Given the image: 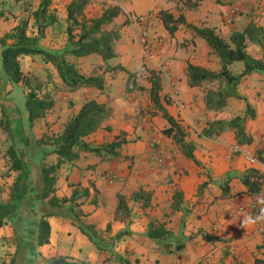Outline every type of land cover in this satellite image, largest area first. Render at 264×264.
<instances>
[{"label":"crops","instance_id":"1","mask_svg":"<svg viewBox=\"0 0 264 264\" xmlns=\"http://www.w3.org/2000/svg\"><path fill=\"white\" fill-rule=\"evenodd\" d=\"M99 1L89 0L85 8L87 17H99L109 6L104 7V4H98ZM259 1L236 0L232 4L233 0H223L218 6L214 0H204L201 6L188 10L186 15L190 23L214 27L228 39L234 30H243L252 21L264 27V7L257 8ZM41 2L32 0L28 5L25 0H0V11L4 13L0 16V37L11 31L22 17L36 11ZM71 2L52 0L44 22L46 25L41 29L39 23H34L35 19L31 18L29 34L40 37L41 47L52 51L68 48L67 18ZM262 2L264 4V0ZM88 7L91 12H88ZM235 7L241 9L235 12ZM165 9L176 13L174 5ZM124 11L129 23L124 24L127 19L123 21L121 14L109 23L110 27H120L113 57L104 59L98 53L67 55L82 74L103 77L104 83L100 88L82 86L71 90L54 64L44 61L41 55H22L27 57L23 70L26 73L33 71L42 80H47L49 85L44 91L55 99V106L47 115L33 125L29 124V128L26 127V118L20 117L17 111L24 107L16 103L20 90H16L15 84L21 86L23 83L13 84L0 59V92L6 97L4 107L12 128L11 136L0 127V172L7 168L13 173L12 177L17 172L16 181L0 175V239L5 236L7 243H16V225H21L18 220L28 194L34 200L31 216L17 231H21L24 237L22 245L29 248L31 257L16 264H47L55 257H65L77 264H114L119 262L114 261L118 258L121 264H196L202 259L210 260L225 249L226 252L232 250L246 264H259L256 260L264 261V232L259 230L251 206L263 198L264 184L259 193L251 194L243 175L250 170L264 174V71L245 75L237 89L255 112V117L246 122L251 142L238 143L233 129H226L213 137L206 136L203 130L210 122L224 117L207 108L206 93L209 89H204L205 82L191 86L187 68L189 63H193L218 72L222 63L210 53L213 50L206 40L191 28L183 25L172 36L157 14L151 16L150 22L154 17L158 20V34L163 38L160 40L154 31L151 32L158 56L147 58L146 66L147 69L161 71L163 88L160 103L185 133L184 138L193 146L197 163L184 153L173 136L163 132L172 124L151 99L152 83L147 78L148 71L146 76H142L143 72L138 71L140 67H133L134 62L142 57L143 48L137 54L131 41V28L134 37L138 38L137 24L129 18L132 11ZM97 12L98 16L93 15ZM233 19L237 21L233 23ZM39 21L43 22L42 19ZM183 41L186 43L182 44ZM117 65L124 66L126 70L111 69ZM234 65L241 68L238 74L243 71V64L234 62L229 67ZM130 72L140 73L138 84L132 89H128ZM91 99L105 103L111 112L102 126L85 140L93 146H102L121 135L127 141L115 152H82L77 161L63 164L57 173L56 194L70 197L76 188L88 190L79 198L84 212L81 219L94 226L100 243L84 233L73 217L53 215L49 217L50 241L37 245L42 203L30 159L32 141L42 137L50 126V129L62 131L69 118ZM237 99L229 97L228 104H236ZM13 140L21 144L18 150L26 168L20 179L19 171L10 169L6 152ZM153 144L158 157L153 155ZM237 146L239 151H235ZM246 152L256 154L259 161L250 164ZM47 156L52 163L57 159L56 154ZM44 159L43 162L48 160ZM12 188L16 190L13 199ZM177 192L181 193V204L180 208L174 209ZM120 195L125 197L128 206L125 213L118 208ZM241 205H246L247 210L241 211ZM152 221L156 225L163 224L172 232V237L152 238L148 234ZM164 248L169 254L163 253ZM5 249L6 246L2 248ZM16 249L17 245L7 249L5 256L0 258V264H12ZM116 254L120 257L114 258ZM229 258L218 264H230ZM210 261L205 264H216Z\"/></svg>","mask_w":264,"mask_h":264},{"label":"trees","instance_id":"2","mask_svg":"<svg viewBox=\"0 0 264 264\" xmlns=\"http://www.w3.org/2000/svg\"><path fill=\"white\" fill-rule=\"evenodd\" d=\"M51 1L42 0L40 7L36 11L22 17L11 31L0 37V59L3 70L12 82H22L27 88L23 112L30 125H33L36 120L47 115L55 106V99L49 92L44 91V82L39 76L35 73H26L23 70L20 61L22 55H41L44 61L54 64L60 77L71 90H76L82 86L100 88L103 86L104 78L99 75L86 76L82 74L76 64L68 60L67 55L83 56L98 53L104 59H109L115 55L114 44L120 36L118 32L104 29V25L112 22L115 17L122 13L123 9L120 4L109 5L99 17L88 18L85 14V8L89 0H72L68 6V48L52 51L41 47L40 37L29 34L31 18L35 19L34 23H39L40 29L45 27L46 24L44 22L47 21V12ZM168 1L175 3L176 13L170 9L162 8L158 11L157 16L169 32L174 35L183 25L191 28L198 36L206 40L222 63V68L218 72L193 63H189L188 65L189 84L191 86H200L207 81L217 80L220 82L218 89L207 91V108L213 111H221L228 104L229 97L235 96L245 99L237 90L242 78L253 71H264V60L256 58L248 51L249 42L264 47V27L252 21L243 30H234L227 39L221 36L214 27L198 26L188 21L186 12L197 9L202 5L204 0ZM216 1L221 3L223 0ZM25 3L31 5L32 0H25ZM2 15L4 13L0 11V16ZM143 18L144 16H138L137 20L142 22ZM41 19L42 23L39 21ZM127 23H129L128 19L124 24ZM238 61L244 62L245 65L243 71L236 74L229 66ZM111 69L119 70L126 68L122 65H117L111 67ZM147 71L149 73L147 78L152 83L150 89L151 99L172 124L163 130L164 134L173 136L176 142L182 146L184 153L198 163L193 154V146L185 140L183 130L160 103L163 88L161 71L156 69H147ZM136 74L135 72H130L129 81ZM128 89L130 88L128 87ZM2 110L4 119L0 117V126L5 127L6 131L12 136V128L7 116V110L5 107ZM110 112L111 109L105 103H101L95 99L88 100L77 114L69 118L62 131L53 135L43 134L42 137L35 138L32 141L30 159L32 161V170L35 172V179H37V185H39L42 203L40 208L41 217L36 236L37 245H44L50 241L51 225L49 217L53 215L73 217L79 223L82 231L88 234L90 238L96 240L94 238L96 235L94 226L84 223L81 219L84 212L81 209H76L81 205L78 199L87 194L88 190L86 188H76L70 197L58 196L56 194L57 173L63 164L77 161L82 152L98 154H102L104 151L115 152L116 149L127 141L121 135L117 136L112 142L102 146H93L85 140V137L94 133L102 126V123ZM251 112L252 114H250ZM249 117H255V112L252 110L251 104L247 103L246 114L243 116L237 115L230 120L215 119L203 130V133L206 136L213 137L226 129H233L238 143H250L252 139L246 131V121ZM7 154L10 169L19 171L18 179H20L24 176L26 168L14 141L9 145ZM50 154H56L57 159L54 163L47 165L42 160ZM243 181L248 186V191L251 194L259 193L264 184V174L257 170H250V172L243 175ZM15 191L14 188L12 199ZM135 196L137 197L138 193ZM33 204V198L26 194L22 204L23 211L18 223L22 225L25 221L29 220L31 216L30 209L33 207ZM180 204L181 193L177 192L174 195L173 208H180ZM127 207L125 197L120 195L118 208L122 213H125ZM21 225L18 227L16 225L17 249L12 264H16L18 261L26 262L31 257L29 248L22 245L24 237L21 231H17ZM148 234L155 239H162L166 235L172 237L170 230L166 229L163 224L156 225L154 221L149 224ZM256 262L264 264L263 260L261 262L256 260ZM47 264L77 263L70 262L65 257H55L48 260Z\"/></svg>","mask_w":264,"mask_h":264},{"label":"rangeland","instance_id":"3","mask_svg":"<svg viewBox=\"0 0 264 264\" xmlns=\"http://www.w3.org/2000/svg\"><path fill=\"white\" fill-rule=\"evenodd\" d=\"M111 1H113V2L110 3L107 0H100L98 2V4H104V7H105V6H108L110 4H116L118 2V4H120L122 6V8L128 9V10L132 11V16L129 17V18H131L132 20H134V22L137 24L136 25V28L138 29V32L139 33H138V38L137 37H134V35H133V29L131 28V30H132V32H131V41H132V43L134 44V46L136 48L137 54L143 48L142 57L141 58H138V60H136L134 62L135 65L133 67L134 68L137 67V66L140 67L138 69V71L140 73L143 72V75L142 76H144V74L146 76V74H147V69H146L147 68V66H146L147 58H153L154 56H158V55H156V52H155V46H156V44L154 42L155 40L154 39L152 40V33L151 32L154 31L158 35V37H159L160 40H162V38H163V35L162 34H158V32H159V29H158V26H159L158 20L156 19V17H154V19H152V22H150L151 21V18L153 16H156V14H157L156 12H158L160 9L167 8L169 5L170 6L171 5H174L175 6V3L172 2V1H168V0H111ZM214 2L216 4H218V6L221 5V3L217 2L216 0H214ZM234 2H236V0H233V2H231V3L233 4ZM258 3H259V6L257 8L260 10L261 7H264V4H262L263 3L262 0H260ZM92 8H95V6L92 7ZM235 8H234L235 9V12H238V9H241L240 7L238 9H237V7H235ZM124 9H123V11L121 13V19H123V21L128 18L127 13L124 11ZM87 10H89V7L87 8ZM88 12H91V11L89 10ZM136 13H138V14H136ZM98 14H99V12H97V14L94 13L93 15L98 16ZM141 15H146L143 18L144 22L143 21L140 22V23H142V25L137 20V16H141ZM257 15H259V13ZM88 18H91V16L88 17ZM147 19H148V21H147ZM236 21L237 20H234L233 23H235ZM162 24H163V22H162ZM128 26H130V24H128ZM163 26L169 32V30L165 27L164 24H163ZM104 29L105 30H108V31L120 33V27L117 26V25L114 26V27H110V25L108 23V24L104 25ZM143 31H148V34H149L148 37L151 40V42H150V49L149 48L147 49L148 51L145 50L144 45L142 44V42L140 40V37H142V35H143ZM170 35H172V34L170 33ZM183 42L184 43H182V44H185L186 43V41H183ZM182 47H184V45ZM248 51L253 56H260V58H262L264 60V47L263 46L258 45V44H255L253 42H249ZM210 53H212L215 56H217V54H215L214 51H212ZM26 58H27L26 56H22L20 58V61H21V64H22L23 69L25 68L24 67V64H26ZM236 63H240V64L245 65L244 62H242V61H239V62H236ZM143 68H145V69L143 70ZM230 68H232L233 69V72H235L236 74H238V72L241 70V68L238 67V66H236V65H234V67H230ZM122 70H126V69H122ZM220 70H221V67H220ZM30 73H34V72L33 71H30ZM43 82H44V88L47 89L48 88V85H49L48 84V81L47 80H43ZM13 84H15V83H13ZM137 84H138V81H137ZM219 85H220V82L217 81V80L216 81H207V82L204 83L203 87L206 90H208V89L210 90V89H218L219 88ZM15 86H16V90H20V94H19V96L17 98L16 103L19 104L21 107H24V102H25V99H26L25 92H27V88L24 85V83L21 86H18V84H15ZM5 100H6V97L3 95V93L0 92V117L3 118V119H4V115H3L4 113H3V110L2 109H4ZM246 110H247L246 101L244 99L238 98L236 104H228L223 110L216 111V112H218L216 115H219L220 117H224L223 119H225V120H230V119L234 118L235 116H237L238 114L241 115V116H243L244 114H246ZM252 110H254V109L252 108ZM17 111L19 112L20 115L19 114L18 115L20 117L26 118L25 117V114L23 112V108H20L19 107L17 109ZM250 114H252V112ZM7 116H8V114H7ZM250 118L251 117H249L248 119H250ZM25 120H26V122H28V123H26V127L29 128V121L27 120V118ZM20 126H22V124ZM0 127L4 131V133L7 132L6 129H5V127H3V126H0ZM50 127H48L47 131L44 132V134L53 135V134L59 132V131H55V129H50ZM59 129H62V126H60ZM20 132H23V130H20ZM183 134H185V133L183 132ZM13 141H15V140H13ZM16 143L17 142H15V144ZM20 145L21 144H18L17 143L16 146L19 147ZM6 152H7V150H6ZM48 157L49 156H46L45 159H44V160H47L48 159L47 161H44V163L47 164V165H49V164L52 163V161ZM5 167H6V165H5ZM18 174H20V172H18ZM0 175H2V177H7V178L8 177L9 178L11 177L12 180L15 178L14 180L16 181L17 172L14 175V177H12L13 173L10 172V170L6 168V169H3L2 172H0ZM0 189H1V185H0ZM12 192H13V188H12ZM78 201H79V199H78ZM76 209H81V208L80 207H77ZM94 238L96 239V241L98 243H100L98 241L100 239L98 236L95 235ZM13 239H12V241H13ZM53 240L54 241L56 240V234L54 235V239ZM13 245L16 246L17 244L16 243H13V242H11V244L7 243V238L5 236H3L0 239V255H1L0 258H2L3 256H5L4 255V252H6L7 249L13 248ZM5 246H6L7 249L2 250V248H4ZM162 251H164L163 253H166V254L168 253V252H166L165 248L162 249ZM15 253H16V250H15ZM117 257H120V255H118V256H117V254L114 255V258H117ZM238 257H239V255H237L236 253H233L232 250L229 251V252H226V249H225L223 251H219L218 254H214L213 257L210 260H212L213 263L218 264L219 262H222L223 259L224 260L225 259L228 260V258H229L230 264L232 262H233L232 264H236V261L238 262V264H246L245 261H243L241 259H240L241 260L240 261L238 259ZM210 260H208V258L202 259L201 261L197 262L196 264H205L206 262H211ZM114 261L115 262L116 261H119L118 263H114V264H121L119 258L118 259H115Z\"/></svg>","mask_w":264,"mask_h":264},{"label":"built area","instance_id":"4","mask_svg":"<svg viewBox=\"0 0 264 264\" xmlns=\"http://www.w3.org/2000/svg\"><path fill=\"white\" fill-rule=\"evenodd\" d=\"M148 31H143V35L142 37H140V40L142 42V44L144 45V48L146 51H148L147 49L149 48L150 49V42L151 40L149 39L148 37ZM155 39L152 37V40ZM154 51V50H153ZM145 68H143L144 70ZM140 77V73H137L136 76L134 78H132L129 83H128V87L130 89H132L136 82L138 81V78ZM263 142H264V139H263ZM153 147H154V150H153V155L154 157H158L157 156V151L155 150V144H153ZM235 151H239V146H237L235 148ZM246 157H247V161L250 163V164H255L259 161V158L256 154H252L250 152H246ZM158 159V158H157ZM252 210L254 211V217H255V221L259 227V230L261 232H264V196L263 198L261 199V201L259 203H256L254 205L251 206ZM239 209L241 211H246L247 210V206L246 205H241L239 207Z\"/></svg>","mask_w":264,"mask_h":264}]
</instances>
